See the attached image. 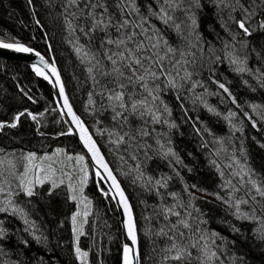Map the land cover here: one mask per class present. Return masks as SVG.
Wrapping results in <instances>:
<instances>
[{
	"label": "trees",
	"instance_id": "trees-1",
	"mask_svg": "<svg viewBox=\"0 0 264 264\" xmlns=\"http://www.w3.org/2000/svg\"><path fill=\"white\" fill-rule=\"evenodd\" d=\"M96 2L0 0V41L25 44L60 67L77 112L132 201L142 264H264V0H135L139 13L123 7L128 0H99L112 25L132 21L119 37L112 26L107 36L89 32L85 5ZM161 8L171 17L167 24L154 14ZM142 18L146 22L137 28ZM240 20L250 35L240 29ZM130 30L138 33L136 44L143 42L137 54L157 59L150 69L151 60H145L136 73L145 80L133 77L131 83L111 74L104 53L115 46H101L102 39L117 40ZM77 46L90 57L92 72ZM117 84L126 85L128 107L109 99L120 91ZM142 99L146 104L132 112L131 102ZM0 124V264H122L119 214L88 160L91 211L79 237L85 260L73 247L76 204L67 186L36 184L31 197L24 191L20 174L26 154L84 151L69 133L49 81L30 66L1 57ZM238 200L247 201L239 213ZM174 242L191 256L175 261L174 250L168 257Z\"/></svg>",
	"mask_w": 264,
	"mask_h": 264
},
{
	"label": "snow or ice",
	"instance_id": "snow-or-ice-1",
	"mask_svg": "<svg viewBox=\"0 0 264 264\" xmlns=\"http://www.w3.org/2000/svg\"><path fill=\"white\" fill-rule=\"evenodd\" d=\"M70 2L72 4H75L76 0H70ZM167 2H168V0H165V3H167ZM29 3H31V0H29ZM129 6L133 10H135L137 13H139V9L135 5V0H128V2L123 5V7H129ZM85 7L90 9V11L88 13V15L91 17V24L89 26V32L100 30V31L104 32L105 36H107V34H108L107 29L110 26H112L115 28V31L119 37L121 34V30L128 28L129 25H131V23H132V21L130 19L125 18V19L121 20L117 25H112L111 16L106 15V7L100 5L99 0H97V2L95 4L88 3L85 5ZM148 7L150 9L151 6H148ZM169 7H172V4H169ZM97 8H100L99 12L96 11ZM154 14L158 15L160 17V19L163 20V22L165 24H167L168 21L171 19V17L168 16L167 11L163 8H161L159 10V12H156ZM144 22H146V18H142L141 25H136V27L140 28ZM37 23H39V21H37ZM193 23H195V21H193ZM238 24H239L240 29H242L246 35L251 34L249 32V29L245 26L244 20L238 21ZM69 26L71 27V24ZM262 26H264V25H262ZM84 34H85V36H87L88 32H85ZM136 35H138V33L130 30V31L124 33L122 38H119L117 40H114L111 38H109L107 40H103V39L101 40V46H103L104 44L114 45L115 49H116L114 51L105 50V53H104L105 58L113 66L111 74L116 76V77H123L129 83H131L133 77H135L138 81H144L145 80V75L136 76L138 69L144 67L145 60H151V64H149V69L151 68L152 64L157 63L156 58L145 57L142 59L137 54V49L143 48V42H141L140 44H136L135 40H134V37ZM149 39H151V37H149ZM130 42L133 44V47L127 46ZM159 42H160V37L158 36L157 37V43L153 44L152 47L157 48ZM0 48L14 49L17 52H25V53H29V52L34 51L32 48H29V47L25 46L24 44L5 43L2 41H0ZM77 51H80V49H77ZM167 51L172 52L173 49L168 48ZM35 54L37 56L40 55L38 52ZM41 60H43V57H41ZM44 63L47 67L52 69V73L55 75L57 82H59L60 76H59L58 71L55 68V65L54 64H48L47 61H44ZM97 63H99V62H97ZM133 64H135L137 67H133L132 66ZM33 67L35 68L37 75L44 76L45 79H50V77L40 67H38L36 65H33ZM160 67L162 68L163 65L161 64ZM92 70H93L92 68L88 69L89 72H92ZM237 70L242 71L243 69H237ZM125 72L130 73V75L125 76ZM145 73H146V75L153 77V78H155V76H156L155 72L149 71L148 69H145ZM104 74L108 75L109 73H104ZM169 82L172 83L171 79H169ZM173 86H175V85H173ZM59 87H60V93L63 94L64 93L63 84L60 83ZM117 87L120 89V91H117L113 95L109 96V99H114V100L120 101L121 102L120 103L121 108L128 107L127 105H125L123 103L124 96H125L124 89H125L126 85L125 84H117ZM142 87L146 91H148L149 95H151V90L148 89L147 84H143ZM219 87L221 89H223L225 92H228V89L225 87L224 84H220ZM152 98H153V100L157 99L156 97H152ZM130 99H131V97H130ZM64 102H65V106L68 108L69 115L72 116V120L76 123V126L80 129L81 139L84 141V144L88 147L89 151L92 153V156L96 160L97 164H99L100 167H102L104 169V171L107 172L108 178L111 179L116 191L119 193V196L121 198V202L124 204L125 210H126L128 217H129V221H128V225H127L128 236L131 238L133 244H135L137 241L135 226H134V223L132 222L130 206L128 205L127 199L124 196V192L120 188L119 183L116 181L115 176H113L112 171L108 168V165L104 162L103 157L100 155L99 149L95 145V141L92 140L91 136L87 133V129L84 128L83 122L79 119V117H77L75 115V113L72 112L71 106L68 104L66 96L64 97ZM90 103H91V101H90ZM145 104H146V100H143V99L139 100V101H133L130 104L131 111L136 112V111H138V109L140 107H143ZM253 107H255V106H253ZM23 115H25V113L21 112L19 115H17L15 117V119L18 121L20 119V117ZM28 115H30L33 120H36V116H33L31 113H28ZM117 115H120V113H117ZM3 127H4V125L0 124V129H2ZM11 127H16V124L15 123L11 124ZM120 139L122 140L123 137H121ZM60 151H62V150L57 149V152H60ZM35 159H36V157H35L34 153L28 154L27 160L29 162L30 167L25 168V172H24L25 176H27V174L30 171H32L34 167H36L33 164V161ZM43 159L51 160V157H44ZM67 159L72 160L73 157L68 156ZM76 159L79 161H83L84 157L78 156V157H76ZM48 171L49 172L53 171L51 169V165L48 166ZM81 171H84V169H81ZM97 175H99V173H97ZM45 179H51V175L45 176L44 179H40L39 177H37L36 183L43 184ZM86 179H87V174L85 173V175L82 177L81 183L83 184V182L86 181ZM22 183H25L24 191L26 192V194L29 197L33 196L34 195L33 181L28 180L25 182L22 179ZM61 183H63V181H61ZM252 183H253V186H255V181H253ZM55 187H56V184H55V181H53L52 188L54 189ZM193 187H195V186L193 185ZM257 191H259V189H257ZM49 194H51V193H49ZM104 195L107 196L108 193L105 192ZM260 195L264 196V191H261ZM72 199L75 200L76 197L73 196ZM241 203H247V201H239V200L236 201L237 213H239V205ZM3 210L4 209H0V211H3ZM168 211L171 212V209H168ZM85 215H87V213H85ZM175 215L177 217H179L180 214L175 213ZM72 220H73V223L75 224V222H76V216L75 215L72 217ZM179 224L182 225L186 229L190 227V225L187 223V221H184V220L179 221ZM172 227L176 228L177 225L174 224ZM74 231H78V230L74 229ZM3 234H4L3 230H0V236H2ZM176 235L183 237L184 233H177ZM77 239H79V235L77 236ZM201 239H203V237H201ZM191 246L196 247L195 244H192ZM172 250H175V252H176V255L174 257H172V259H174L175 261H184L186 258L191 256V253L187 250L186 247L178 246L175 242L172 244L171 249H169V251H172ZM75 251H76L77 256L80 257L81 259H83L84 257H86L88 255L87 252H82L79 247H77ZM201 251L206 254L207 253V245H205L201 249ZM123 252H124L123 264H136V259L138 257V253L134 252L133 248H131L127 244H125ZM212 255H215V253H213Z\"/></svg>",
	"mask_w": 264,
	"mask_h": 264
},
{
	"label": "water",
	"instance_id": "water-1",
	"mask_svg": "<svg viewBox=\"0 0 264 264\" xmlns=\"http://www.w3.org/2000/svg\"><path fill=\"white\" fill-rule=\"evenodd\" d=\"M5 43H7V42H5ZM25 46H27V45H25ZM27 47H29V46H27ZM29 48H31V47H29ZM37 52L38 51L34 50L33 52L25 53V52H17L14 49L0 48V57L5 58V59L15 60L17 62L23 63V64L33 68V70H35L33 65H36V66L40 67L50 77V79H47V80L49 81V83L53 89L57 107H58L59 111L61 112L66 124L69 127V133L74 135L75 138L79 141V143H80V145H81V147H82L93 171L96 174L99 173V175H97V176L102 180L104 185L107 187L109 194H110V196H111V198H112V200H113V202L117 208V211L119 214V220H120L121 228H122V246H123V249H124L125 244H127L129 247L133 248L134 252L138 253V257L136 259V264H142V262H141V251H140L139 230H138L136 214H135V210H134L132 201H131L125 187L123 186L120 178L118 177L117 173L115 172L111 163L109 162L107 156L105 155L102 148L100 147V145H99L97 139L95 138L94 134L92 133L90 128L87 126V124L84 122L82 117L77 112V110L73 104V101L71 99V96L69 94V91H68V88H67V85H66V82H65V79L63 77V74L61 72L60 67L57 65V63L55 62L54 59H49L46 56H44L43 54H41L40 52H38L40 55L37 56L35 54ZM41 57H43V60H41ZM44 61H47L48 64H54L55 65V68L58 71L59 76H60L59 82H57L55 75L52 73V69L47 67L45 65ZM60 83H62L64 86V93L63 94L60 93V87H59ZM65 96L67 97L68 104L71 106L72 112L75 113V115L77 117H79V119L83 122L84 128L87 129V133L91 136L92 140L95 141V145L99 149L100 155L103 157L104 162L108 165V168L112 171L113 176H115L116 181L119 183L120 188L124 192V196L126 197L128 205L130 206L132 222L134 223V226H135V232H136V236H137V241L135 244H133L131 238L128 236L127 225H128L129 217H128V214L125 210L124 204L121 202V198L119 196V193L116 191L111 179L108 178L107 172H105L104 169L102 167H100L99 164H97L96 160L92 156V153L89 151L88 147L84 144V141L81 139L80 129L76 126V123L72 120V116L69 115L68 108L65 106V102H64ZM123 255H124V252H123ZM122 264H123V260H122Z\"/></svg>",
	"mask_w": 264,
	"mask_h": 264
},
{
	"label": "rangeland",
	"instance_id": "rangeland-1",
	"mask_svg": "<svg viewBox=\"0 0 264 264\" xmlns=\"http://www.w3.org/2000/svg\"><path fill=\"white\" fill-rule=\"evenodd\" d=\"M77 49H80L78 53L81 55L82 59L84 62L89 66L90 64V57L86 55L79 46H77ZM90 67V66H89ZM91 68V67H90ZM61 149L62 151L57 152V149L50 153L38 155L36 153L35 157L36 159L33 161V164L36 166L33 168L32 171H30L27 176L24 175L25 168L30 167L29 162L27 160L28 154L25 156V162L23 163V169L20 174L21 182L22 179L26 182L28 180L33 181V189L36 184L37 177L40 179H44L45 176L51 175V179H45L44 183H49L52 186L53 181H55L56 187L59 185H66L68 190H69V195L70 198L72 199L73 196L76 197L75 200H73L76 204V209L73 212L71 216V224H72V233H73V247L74 250H76L77 247L80 248L82 252H86L79 246V239H77V236L83 233L84 231V225L87 221L88 215L90 214L91 211V200L87 196L85 187L88 184L89 177L91 175L90 171V166L88 163V159L86 158V155L83 153L77 152V153H68L66 152L63 148H58ZM214 153V152H213ZM221 153V152H220ZM219 154V153H218ZM71 156L73 157L72 160H68L67 157ZM78 156H83L84 160L79 161L76 159ZM214 156L217 157V154L214 153ZM44 157H51V160H45L43 159ZM51 165V169L53 170L52 172L48 171V166ZM81 169H84V171H81ZM228 172L231 175V179H236L235 174L231 171L228 170ZM87 174V179L86 181L81 183L82 177ZM63 181V183H61ZM226 187L231 186V180H224ZM239 185H242L239 180L237 181ZM23 187H25V183H22ZM82 189V190H81ZM87 213V215H85ZM76 216V222L75 224L73 223L72 217ZM74 229H77L78 231H74ZM170 248H167L166 251L168 254V257H172V253L174 250L169 251ZM76 252V251H75ZM77 255V254H76ZM78 257V256H77ZM80 260H85L87 258L84 257L81 259L78 257Z\"/></svg>",
	"mask_w": 264,
	"mask_h": 264
}]
</instances>
